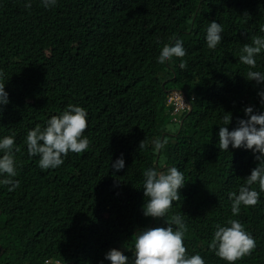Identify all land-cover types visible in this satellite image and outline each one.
Masks as SVG:
<instances>
[{
  "label": "trees",
  "instance_id": "16d2710c",
  "mask_svg": "<svg viewBox=\"0 0 264 264\" xmlns=\"http://www.w3.org/2000/svg\"><path fill=\"white\" fill-rule=\"evenodd\" d=\"M28 2L0 0V70L10 101L0 114V139L11 136L20 149L12 178L19 187L9 191L0 183V264H111L105 255L113 248L132 258L135 234L119 229L133 211L137 227H167L165 219L140 211L143 173L163 170L162 157L164 167L185 173L181 199L166 218L182 216L187 255L227 264L209 245L215 226L234 218L256 241L252 254L235 264H264V192L256 206H241L239 216L228 196L257 161L252 151L217 147L226 113L232 131L246 118V106L264 112L257 94L264 86L246 80L249 70L264 73V50L255 69L239 62L243 45L264 37V0H57L51 9L41 0H30L29 9ZM107 14H114L111 21ZM213 21L224 29L215 50L206 43ZM177 39L186 67L175 57L158 63L163 46ZM97 73L116 82L98 87L91 82ZM173 89L193 105L175 131L165 126ZM69 104L87 111L89 148L69 152L58 168L41 169L40 157L28 154L27 133L45 128ZM164 131L167 143L156 153L153 142ZM121 156L125 167L116 172L112 164Z\"/></svg>",
  "mask_w": 264,
  "mask_h": 264
},
{
  "label": "clouds",
  "instance_id": "9594fccd",
  "mask_svg": "<svg viewBox=\"0 0 264 264\" xmlns=\"http://www.w3.org/2000/svg\"><path fill=\"white\" fill-rule=\"evenodd\" d=\"M42 6L51 9L56 6L57 0H41ZM31 8L30 0L25 5ZM114 14H107L108 21H111ZM247 16V13H245ZM223 27L215 21L211 22L206 34V43L209 49L215 50L222 41ZM264 31V28L261 29ZM115 44L117 40L111 38ZM105 48H112L104 46ZM264 50V37L253 36L251 42L244 44L239 62L248 66L249 69L256 68V56ZM186 50L183 47V41L177 39L174 44H165L157 58V62L165 64L172 62L173 58H182L186 56ZM180 67H186V63L181 62ZM5 73L0 70V114L4 107L9 104V94L5 91L3 82ZM246 80L255 81L256 85L264 86V73L249 70L246 73ZM96 86L112 85L115 79L106 74L97 73L93 80ZM174 90V89H173ZM178 90V89H176ZM181 91V90H180ZM261 106L264 107V90L258 91ZM188 99V98H187ZM189 108L171 117L168 114V121L183 124L184 114L189 113L192 100L188 99ZM194 101V98H193ZM167 104V101H166ZM172 110V109H171ZM245 119L237 121V127L229 131L227 125L232 122V114L226 113L223 117L225 126L219 128V143L217 147L221 151H228L229 147L235 149H245L252 151L257 161V166L251 170V174L244 180L245 183L239 187L238 192L230 191L228 193L231 201V212L233 216H239L241 206L254 207L260 202V193L264 192V112H259L254 106H246L244 109ZM88 126L87 111L79 106L69 104L63 113L59 116H53L48 120L47 126L41 128L37 125L29 130L26 137V145L30 156H39V167L41 169H55L63 165L64 157L69 152L82 153L89 148L90 140L84 136ZM167 132H163L161 140L157 138L154 143V152L160 153L164 149L167 140H164ZM146 147V140L139 144V149ZM90 150V149H89ZM20 149L15 145V140L11 136H5L0 139V176L7 178L0 180V183L10 186L9 191H15L19 187V182L12 179L17 175L15 152ZM163 170L157 168H148L144 171L143 192L146 198L145 204L140 206L141 215L157 220L165 219L167 227H137L134 219H137L136 211L134 219L128 220L126 226L119 229L121 233L125 230H133L135 234L134 252L132 258H129L123 251L115 248L110 249L105 259L111 264H205V260L200 255H187V242L185 235L188 227L184 223L181 215H173L167 219L168 210L173 206V202L179 201L181 196L179 190L185 186V177L176 167H164L163 157L161 158ZM116 172L122 171L125 167L123 156L112 164ZM254 185H258L259 191L255 190ZM136 215V217H135ZM175 225V228L173 227ZM229 226L217 224L213 239L209 247L215 252V255L227 262L235 264L236 261L247 255H251L256 248L255 238L245 230L242 223L234 218L227 221ZM185 238V239H184ZM125 236H123V241ZM127 243V242H125ZM119 249L126 250V246L119 245Z\"/></svg>",
  "mask_w": 264,
  "mask_h": 264
},
{
  "label": "built area",
  "instance_id": "2783aa9c",
  "mask_svg": "<svg viewBox=\"0 0 264 264\" xmlns=\"http://www.w3.org/2000/svg\"><path fill=\"white\" fill-rule=\"evenodd\" d=\"M167 106L172 109L171 117H175L189 108V101L182 91L174 89L168 92Z\"/></svg>",
  "mask_w": 264,
  "mask_h": 264
},
{
  "label": "rangeland",
  "instance_id": "374dc122",
  "mask_svg": "<svg viewBox=\"0 0 264 264\" xmlns=\"http://www.w3.org/2000/svg\"><path fill=\"white\" fill-rule=\"evenodd\" d=\"M164 125V124H163ZM165 126L167 127L168 130H172V131H175L177 128H178V123L177 122H174V121H166L165 122ZM162 137H163V134H162ZM128 241V240H127ZM127 243H130V242H127Z\"/></svg>",
  "mask_w": 264,
  "mask_h": 264
},
{
  "label": "water",
  "instance_id": "95a60500",
  "mask_svg": "<svg viewBox=\"0 0 264 264\" xmlns=\"http://www.w3.org/2000/svg\"><path fill=\"white\" fill-rule=\"evenodd\" d=\"M192 111V106H191V109H190V111H189V113Z\"/></svg>",
  "mask_w": 264,
  "mask_h": 264
}]
</instances>
